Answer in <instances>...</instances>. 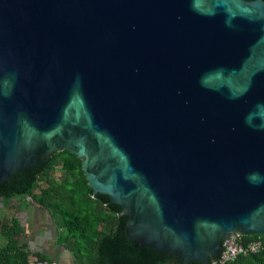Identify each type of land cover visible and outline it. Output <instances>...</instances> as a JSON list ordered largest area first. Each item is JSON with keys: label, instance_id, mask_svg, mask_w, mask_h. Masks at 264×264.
Masks as SVG:
<instances>
[{"label": "water", "instance_id": "1", "mask_svg": "<svg viewBox=\"0 0 264 264\" xmlns=\"http://www.w3.org/2000/svg\"><path fill=\"white\" fill-rule=\"evenodd\" d=\"M65 148L137 246L264 234V0H0V179Z\"/></svg>", "mask_w": 264, "mask_h": 264}, {"label": "trees", "instance_id": "2", "mask_svg": "<svg viewBox=\"0 0 264 264\" xmlns=\"http://www.w3.org/2000/svg\"><path fill=\"white\" fill-rule=\"evenodd\" d=\"M57 167L70 176L58 177ZM28 195L39 205L56 207L54 220L64 225L67 233L62 244L69 250L83 251L84 264H173L174 254L154 247L137 246L126 234L127 215H119L122 206L112 202L108 194H93L82 169L81 158L69 151L59 152L38 163L0 179V197ZM26 229L19 219L5 215L1 223L0 264H32L31 256L53 262L54 256L33 252L24 241ZM264 234L241 235L243 242ZM174 264H183L177 260ZM189 264H203L193 261ZM225 264H264V247L255 253L240 254Z\"/></svg>", "mask_w": 264, "mask_h": 264}, {"label": "rangeland", "instance_id": "3", "mask_svg": "<svg viewBox=\"0 0 264 264\" xmlns=\"http://www.w3.org/2000/svg\"><path fill=\"white\" fill-rule=\"evenodd\" d=\"M56 173L58 177L70 176L65 173L63 167H57ZM20 205L21 210L18 211L21 212L26 228L24 239L33 252L52 254L58 264H84L83 251L80 248H78L80 251H72L62 244L65 239L63 235L67 233V230L64 225L59 226L53 219L56 213L55 206L46 209L32 197L24 195L10 200L7 207L6 204L1 205V215L3 216L6 212L13 213V210L8 207L18 208ZM2 240L3 237L0 235V242ZM36 256L34 254L31 256L32 262Z\"/></svg>", "mask_w": 264, "mask_h": 264}, {"label": "built area", "instance_id": "4", "mask_svg": "<svg viewBox=\"0 0 264 264\" xmlns=\"http://www.w3.org/2000/svg\"><path fill=\"white\" fill-rule=\"evenodd\" d=\"M264 240L259 237L247 242H243L241 237L228 238L222 251L214 264H225L235 260L240 254L255 253L263 249ZM32 264H58L56 261L49 262L47 260L35 259Z\"/></svg>", "mask_w": 264, "mask_h": 264}, {"label": "crops", "instance_id": "5", "mask_svg": "<svg viewBox=\"0 0 264 264\" xmlns=\"http://www.w3.org/2000/svg\"><path fill=\"white\" fill-rule=\"evenodd\" d=\"M15 198H18V197L10 198L8 201H6V200H4L2 197H0V206L3 205V204H6V207H7L9 201H10V200H13V199H15ZM8 208L12 209V210H13V213L8 214V213L6 212V213L2 216V215H1V212H0V215H1V216H0V235H2V234H1V223H2L3 217H4L5 215H9V216L14 215V216H16V217L19 219L20 224L22 223V224L24 225V227H25V223L22 221V218H21V212L18 211V210H21V205H20L18 208H13V207H8ZM4 212H5V211H4ZM25 229H26V228H25ZM25 234H26V232H25ZM24 236H25V235H24ZM2 237H3V235H2ZM23 239H24V238H23ZM24 241H25V239H24Z\"/></svg>", "mask_w": 264, "mask_h": 264}, {"label": "flooded vegetation", "instance_id": "6", "mask_svg": "<svg viewBox=\"0 0 264 264\" xmlns=\"http://www.w3.org/2000/svg\"><path fill=\"white\" fill-rule=\"evenodd\" d=\"M63 151H69V152H71V153H74L76 156H78L75 152H72L71 150H69V149H67V148H65V149H62V150H58L57 152H54L51 156H47V157H42V156H40L38 159H37V161L36 162H31L29 165H31V164H36V163H38V161H39V159L40 158H43V159H46V158H48V157H52L53 155H55V154H57V153H59V152H63ZM79 158H81V161H82V169H83V158L82 157H80V156H78ZM28 165V166H29ZM28 166H26V167H28ZM24 169V168H23ZM22 170V169H21ZM84 171V170H83ZM112 201V200H111ZM113 202V201H112ZM116 203V202H115ZM123 214H125V215H127L126 213H125V211H124V208L122 207V209H121V211H120V213H119V215H123ZM127 224V223H126ZM125 229H126V226H125ZM166 251V250H165ZM169 252V251H168ZM171 253V252H170ZM173 254V253H172ZM175 255V254H174ZM175 259L173 260V262L175 263V261H177V260H180V261H182V258L180 257V256H177V255H175Z\"/></svg>", "mask_w": 264, "mask_h": 264}]
</instances>
